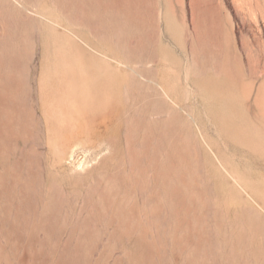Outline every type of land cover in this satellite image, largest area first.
I'll use <instances>...</instances> for the list:
<instances>
[{"label":"rangeland","instance_id":"rangeland-1","mask_svg":"<svg viewBox=\"0 0 264 264\" xmlns=\"http://www.w3.org/2000/svg\"><path fill=\"white\" fill-rule=\"evenodd\" d=\"M0 264H264V0H0Z\"/></svg>","mask_w":264,"mask_h":264}]
</instances>
